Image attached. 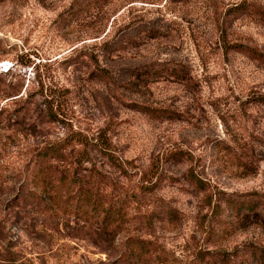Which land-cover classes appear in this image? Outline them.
Instances as JSON below:
<instances>
[{
	"label": "rangeland",
	"instance_id": "1",
	"mask_svg": "<svg viewBox=\"0 0 264 264\" xmlns=\"http://www.w3.org/2000/svg\"><path fill=\"white\" fill-rule=\"evenodd\" d=\"M242 1L107 0L68 26L79 0H0V250L18 264H122L74 221L20 203L35 150L71 131L107 135L132 174L105 169L125 188L156 165L150 205L132 215L165 204L178 220L128 229L155 243L154 264H249L264 249V60L231 48L264 52V26L227 16ZM220 197L254 207L221 200L220 223Z\"/></svg>",
	"mask_w": 264,
	"mask_h": 264
},
{
	"label": "trees",
	"instance_id": "2",
	"mask_svg": "<svg viewBox=\"0 0 264 264\" xmlns=\"http://www.w3.org/2000/svg\"><path fill=\"white\" fill-rule=\"evenodd\" d=\"M106 2L107 0H79L78 4H72L67 11L66 25L70 26L73 21ZM227 16L231 20L250 17L264 26V5L254 0L242 1L228 9ZM231 48L254 59L264 60V52L257 48L241 43L234 44ZM136 110L150 113L158 111L140 105ZM160 111L166 113L164 110ZM177 155L184 154L176 153L172 158L178 160ZM155 166L154 164L150 168L148 177H141L140 186L125 188L111 176L108 169L119 177L126 178L131 177V170L119 158L107 135L71 131L64 138L45 143L35 150L27 178L29 190L23 194L20 203L32 208L31 211L28 210L29 213L74 221L77 224V236L88 233L100 247L119 248V262L122 264H154V255L158 252L155 243L142 235L129 234L128 229L134 222L153 229L157 221L167 219L174 223L178 220L177 210L165 204L138 214L137 219L132 215L135 204L150 205L148 198L150 200L151 193L145 183L151 182L156 175ZM188 180L196 188L205 190V183L196 176L188 175ZM155 185L153 183L152 187ZM220 201H224L228 210L237 215L254 207L252 201L241 202L220 197L214 211L216 218L224 224H228V221L222 217ZM3 234L4 231L0 229V244ZM0 255V264H18L16 254L9 244L3 246ZM250 259L249 264H264V249L252 250Z\"/></svg>",
	"mask_w": 264,
	"mask_h": 264
},
{
	"label": "built area",
	"instance_id": "3",
	"mask_svg": "<svg viewBox=\"0 0 264 264\" xmlns=\"http://www.w3.org/2000/svg\"><path fill=\"white\" fill-rule=\"evenodd\" d=\"M2 67H4V65H2ZM4 70H6V69H4Z\"/></svg>",
	"mask_w": 264,
	"mask_h": 264
}]
</instances>
